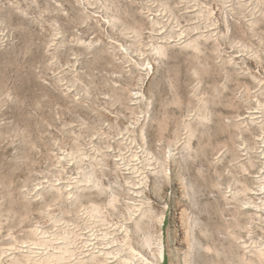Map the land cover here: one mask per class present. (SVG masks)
<instances>
[{"label": "rangeland", "instance_id": "1", "mask_svg": "<svg viewBox=\"0 0 264 264\" xmlns=\"http://www.w3.org/2000/svg\"><path fill=\"white\" fill-rule=\"evenodd\" d=\"M132 250L264 264V0H0V264Z\"/></svg>", "mask_w": 264, "mask_h": 264}, {"label": "bare ground", "instance_id": "2", "mask_svg": "<svg viewBox=\"0 0 264 264\" xmlns=\"http://www.w3.org/2000/svg\"><path fill=\"white\" fill-rule=\"evenodd\" d=\"M122 248V247H121ZM126 248V247H125ZM133 248V247H132ZM125 250V249H124ZM130 250V249H129ZM138 251V250H137ZM157 256H158V262L161 263L164 259V247L160 242V239L157 241ZM126 254V252H124ZM122 253V254H124ZM131 255H133V257H135L136 260H138V262H142V255L138 254V253H134L133 250L130 253ZM144 255V254H143ZM126 259V258H125ZM124 259V260H125ZM131 259V258H130ZM122 260V259H121ZM148 260V259H147ZM143 264H149L145 259L142 262Z\"/></svg>", "mask_w": 264, "mask_h": 264}]
</instances>
